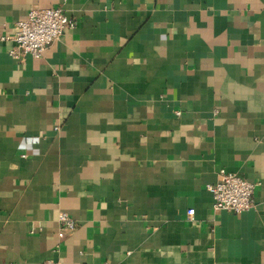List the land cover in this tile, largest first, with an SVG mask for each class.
<instances>
[{
  "label": "crops",
  "instance_id": "0c3cea01",
  "mask_svg": "<svg viewBox=\"0 0 264 264\" xmlns=\"http://www.w3.org/2000/svg\"><path fill=\"white\" fill-rule=\"evenodd\" d=\"M32 7L76 26L16 60ZM46 260L264 264V0H0V264Z\"/></svg>",
  "mask_w": 264,
  "mask_h": 264
},
{
  "label": "built area",
  "instance_id": "2783aa9c",
  "mask_svg": "<svg viewBox=\"0 0 264 264\" xmlns=\"http://www.w3.org/2000/svg\"><path fill=\"white\" fill-rule=\"evenodd\" d=\"M75 26L76 21L68 17L61 7H32L25 18L17 22L16 31L11 36L14 45L8 52L16 60H23L27 55L39 58L46 47L57 40L64 30ZM254 189L255 183L223 169L218 172V180L207 185V190L212 196L213 210L233 213H241L253 207ZM192 214L193 210L189 209L187 215L190 217ZM58 224L59 238L76 228L75 220L65 211L58 213ZM41 264L62 263L46 260Z\"/></svg>",
  "mask_w": 264,
  "mask_h": 264
}]
</instances>
